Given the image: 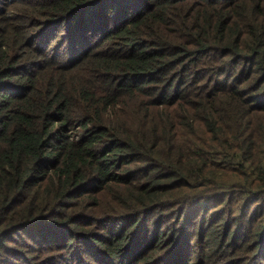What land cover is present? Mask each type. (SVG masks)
Listing matches in <instances>:
<instances>
[{
    "label": "trees",
    "instance_id": "16d2710c",
    "mask_svg": "<svg viewBox=\"0 0 264 264\" xmlns=\"http://www.w3.org/2000/svg\"><path fill=\"white\" fill-rule=\"evenodd\" d=\"M0 264H264V0H0Z\"/></svg>",
    "mask_w": 264,
    "mask_h": 264
}]
</instances>
